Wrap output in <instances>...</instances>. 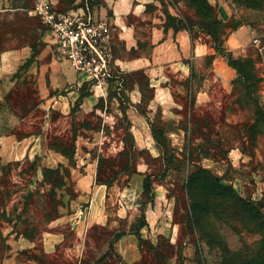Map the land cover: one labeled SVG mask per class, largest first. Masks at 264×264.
Segmentation results:
<instances>
[{"label": "crops", "instance_id": "crops-1", "mask_svg": "<svg viewBox=\"0 0 264 264\" xmlns=\"http://www.w3.org/2000/svg\"><path fill=\"white\" fill-rule=\"evenodd\" d=\"M83 2L55 10L109 25L111 77L97 86L91 76L73 69L43 26V39L52 38L45 50L52 58L32 65L38 70L33 85L47 110V124L57 114L65 129L58 145L46 144L45 133L27 137L24 144L27 156L47 150L46 167L68 168L67 179L85 201L74 200L69 216L49 225L41 246L47 257L75 264H145L157 257L147 246H157L166 230L167 242L177 244L179 226L165 215L173 213L168 187L185 182L194 170L210 171L243 197L248 186L255 188L253 199L264 190L259 170L244 171L251 156L241 141L229 145L224 139L227 129L241 128L243 117L251 115L256 122L257 110L264 112V52L255 61L261 70L257 89H263L254 95L256 104L251 96L236 94L237 71L217 53L211 37L167 28L158 0H89V11ZM210 3L224 25L231 21L227 4ZM7 7L0 0V14L18 12ZM248 35L239 28L225 40L234 58L250 57L244 46ZM251 128L257 131L255 147H262L264 127L259 122ZM155 130L167 140L168 154ZM67 228L74 231L71 237L64 234ZM6 236L12 243L15 235Z\"/></svg>", "mask_w": 264, "mask_h": 264}, {"label": "rangeland", "instance_id": "rangeland-1", "mask_svg": "<svg viewBox=\"0 0 264 264\" xmlns=\"http://www.w3.org/2000/svg\"><path fill=\"white\" fill-rule=\"evenodd\" d=\"M38 1L5 0L7 10L18 12L0 14L1 264L77 263L47 257L43 253L41 236L50 229L52 222L69 216L74 200L85 201V198L79 197L67 179L68 168L62 165L46 167L43 159L47 150L27 156L24 144L27 137L45 133L46 144L58 145L62 139L59 132L65 129V125L58 123L57 114L54 115L56 119L47 124V110L41 107L39 91L33 85L38 70L31 69L32 65L48 62L52 58L45 51L52 38L47 36L46 40L43 39L45 28L48 27L32 14ZM46 1L59 10L68 6L77 7V0ZM163 1L162 11H169L172 16L178 17L176 21H168V24L175 22L187 25V20L193 28L194 36L200 35V31L207 29V25L214 19H219L217 9L210 0L206 1L214 9L213 16L210 11L206 12L192 5L201 7L198 0H190L192 4L187 0ZM221 1L228 5L232 18L220 30V40L225 42L233 30L247 29L249 35L244 46L250 49V57L236 59L240 60V68L246 78L251 81L261 79V70L254 73L251 60L254 64L255 61L260 62L261 50L264 52V0ZM85 4L83 2L81 6ZM225 49L228 51L227 47ZM260 90L263 91L258 88L257 93ZM241 93L243 88L237 84L236 94ZM253 120L251 115L243 117L241 128L237 127L234 132L227 129L224 139L229 145L233 141H241L240 147L251 156L244 171L250 174L259 170L261 179L264 180V141L261 142L262 147H255L252 140L257 136V131L251 132V127L259 122L264 127V116L258 117L256 122H252ZM247 136L249 140L246 141L244 138ZM194 176H199L202 180L207 177L203 171L196 172ZM186 186L187 181L176 182L173 187H168L174 200L171 207L173 213L165 215L168 223L179 226L175 236L177 244L170 245L167 242L169 231L166 230L159 235L161 239L157 246H147L157 257L152 261L147 260L145 264H222L228 253L229 258L236 257L238 264L249 260L264 262V233L255 227L250 216L234 203L220 200L209 191L201 196L208 210L198 216L194 215ZM254 190V187L248 186V195L244 198L258 204V209L264 215V190L256 192L257 197L253 199ZM79 220L82 219L79 217ZM73 232L67 228L64 234L71 237ZM7 234L15 235L12 243Z\"/></svg>", "mask_w": 264, "mask_h": 264}, {"label": "trees", "instance_id": "trees-1", "mask_svg": "<svg viewBox=\"0 0 264 264\" xmlns=\"http://www.w3.org/2000/svg\"><path fill=\"white\" fill-rule=\"evenodd\" d=\"M158 1L162 5L164 4L163 0H158ZM187 1L192 4L190 0H187ZM198 1L200 2L201 7L196 6L194 4L192 5L203 11H206V12L210 11V13H212V16H213V13H214L213 7H211L207 3L206 0H198ZM164 13L166 16L165 26L167 28H173L175 31H179V30L192 31L193 30V28L190 25V22L187 20H186V22L188 23L187 25L181 24V23L175 24V22L172 24H168V21H176L178 17L172 16L169 13V11H164ZM207 26L208 28L202 30V32L206 33L207 35L211 37L217 53L221 55L222 57H224L225 59H227L229 66L237 71L238 78L235 81V83L239 84L243 88V93L241 94L251 96L254 102L258 104V100L254 95L257 94V87L261 79H258V80L254 79L251 81L249 78H246L243 75L242 70L240 68V60L234 58L231 53L226 51L224 47V42L222 41V39L220 40V30L225 26L222 23V21H220L219 19H214V21L212 23H209ZM251 63L254 67V73H256L254 61L251 60ZM257 113L259 114V117L264 116L263 112H261L260 109L257 110ZM155 138L157 142L161 146H163V148L168 154L169 153L168 144H167V140L163 136V133L161 131L155 130ZM170 159H174L173 154L170 155ZM198 171H203L204 173H206L207 177L205 180H202L199 176H194V174ZM186 181H187L186 190H187L188 197L190 198L192 202L191 209L193 210L194 215L198 216V214L202 213L205 210H208V207L205 206L204 202L201 200V196L202 194L209 191L210 193L218 197L220 200L234 203L246 215L250 216V218L253 220L255 224V227L264 233V215L258 209L257 207L258 204L256 203L253 204L251 201H248L246 200V198L240 196L231 185L230 186L225 185L224 183H222V179L214 176L210 171L205 170L203 168H198L194 170L188 176ZM144 190L146 194H149L152 192L151 181L149 178H147L144 182ZM227 255L225 256V260L222 262V264H238L235 256H233L232 258H229ZM239 264H264V262L258 261V260H249L244 263L240 262Z\"/></svg>", "mask_w": 264, "mask_h": 264}, {"label": "built area", "instance_id": "built-area-1", "mask_svg": "<svg viewBox=\"0 0 264 264\" xmlns=\"http://www.w3.org/2000/svg\"><path fill=\"white\" fill-rule=\"evenodd\" d=\"M89 0H86V11ZM32 14L54 34L59 51L71 67L97 82L111 77V28L105 22L79 13L62 14L46 0H39Z\"/></svg>", "mask_w": 264, "mask_h": 264}, {"label": "water", "instance_id": "water-1", "mask_svg": "<svg viewBox=\"0 0 264 264\" xmlns=\"http://www.w3.org/2000/svg\"><path fill=\"white\" fill-rule=\"evenodd\" d=\"M224 183V182H223Z\"/></svg>", "mask_w": 264, "mask_h": 264}]
</instances>
